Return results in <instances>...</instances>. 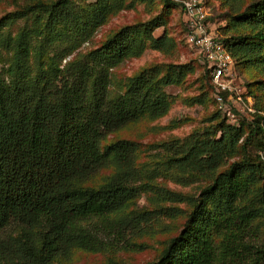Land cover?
<instances>
[{"label":"trees","instance_id":"trees-1","mask_svg":"<svg viewBox=\"0 0 264 264\" xmlns=\"http://www.w3.org/2000/svg\"><path fill=\"white\" fill-rule=\"evenodd\" d=\"M77 1L26 0L0 17V234L12 225L20 229L18 237L0 242V264H52L74 249L142 248L132 239L144 226L179 214L160 202L185 201L162 180L205 185L187 199L179 234L147 264H264V111L254 101L262 114L240 115L227 93L221 107L202 59L216 109L207 127L152 146L156 161L147 164L130 140L102 147L108 135L143 116L164 117L171 106L167 88L182 86L193 68H144L110 97L109 71L116 64L148 48L166 53L175 43L166 33L154 35L164 25L158 21L125 26L85 59L77 55L60 68L63 52L89 41L120 8L116 0H79L80 7ZM165 3L184 16L181 4ZM226 30L229 37L220 41L235 72L242 67L260 76L257 89L264 92V0L229 14ZM57 43L65 50L48 56ZM106 168L112 173L104 182L88 184ZM146 193L157 204L152 210L127 211Z\"/></svg>","mask_w":264,"mask_h":264},{"label":"rangeland","instance_id":"rangeland-1","mask_svg":"<svg viewBox=\"0 0 264 264\" xmlns=\"http://www.w3.org/2000/svg\"><path fill=\"white\" fill-rule=\"evenodd\" d=\"M198 1L203 4L208 13L209 31L220 40L229 37L231 33L226 30L228 15L234 11H242L250 3L258 0ZM25 2L26 0H0V17L14 11L17 5H24ZM77 2L79 7L83 5V2L79 0ZM116 3L120 7L118 12L109 17L106 23L93 33L89 41L76 47L69 55L63 52L65 56L60 62V68L77 58V55L81 58L96 51L108 37L122 27L144 25L154 20L164 24L163 27L155 30L154 35L158 37L166 33L175 43L172 50L164 53L148 48L141 56L124 59L109 71L110 86L108 91L110 97H115L123 92L127 81L144 68L156 65L163 67L167 64L190 65L193 68V73L187 76L182 86L167 88L166 92L170 96L171 106L164 117L151 120L143 116L124 129L108 135L102 143V147H104L119 139L130 140L138 146L141 152L139 161L147 164L156 161L154 155L157 151H154L152 146L168 140H182L193 132H201L210 123V118L216 113V109L210 96L208 83L204 79V71L201 66L202 58L186 41V31L183 28L185 17L181 9L176 6H166L165 0H116ZM65 48V44L57 43L49 48L46 54L52 57L53 51L57 49V53L61 55L60 51H64ZM2 64L0 63V70L3 69ZM235 77V84L239 88H244L253 102L255 101L258 107L264 111V92L257 89L262 84V78L256 76L251 70H245L242 67L239 68L238 72H235ZM260 151L258 145L252 148L255 155ZM259 154L264 156V151ZM111 173L112 168L101 170L88 181V184L98 186ZM204 185L205 182L198 181L183 187L162 180V187L183 197L185 201L180 204L160 202L159 205L164 207H176L179 214L170 219L157 217L144 226V232L132 239L142 248L129 251L114 247L94 253L74 249L68 258L56 260L52 264H147L155 261L167 243L177 236L183 228L190 211L187 199L195 197ZM150 198V194H143L136 205L130 206L127 211L152 210L157 204L150 202ZM19 233L20 229L12 225L0 234V242L18 237ZM103 241L109 242L105 238Z\"/></svg>","mask_w":264,"mask_h":264},{"label":"built area","instance_id":"built-area-1","mask_svg":"<svg viewBox=\"0 0 264 264\" xmlns=\"http://www.w3.org/2000/svg\"><path fill=\"white\" fill-rule=\"evenodd\" d=\"M181 4L186 24V41L206 63L209 78L216 91V101L224 106L222 93H227L237 113L250 117L262 114L243 88L235 84L234 60L226 47L209 31L206 8L198 0H173ZM231 122L236 117H230ZM262 156V155H261ZM264 160V156H262Z\"/></svg>","mask_w":264,"mask_h":264}]
</instances>
